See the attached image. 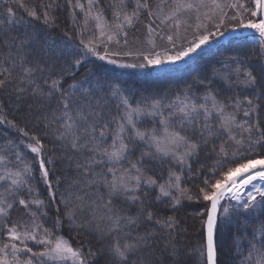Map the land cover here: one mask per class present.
Returning <instances> with one entry per match:
<instances>
[{
  "label": "snow or ice",
  "instance_id": "1",
  "mask_svg": "<svg viewBox=\"0 0 264 264\" xmlns=\"http://www.w3.org/2000/svg\"><path fill=\"white\" fill-rule=\"evenodd\" d=\"M2 2L6 22L14 24L17 17L12 5L20 3V0ZM68 3L71 4L72 0ZM252 3L253 7H249L245 0H171V11L164 12L159 4L158 11H153L149 0H119L118 5H112L113 23L110 24L102 10L93 11L98 8L99 0H88L87 11L85 5L76 0L74 7L85 12L83 27L74 34L65 33L63 48L56 42L40 46L38 38L29 33L0 40L9 49L4 58L9 67H0V89L12 83L18 68L19 75L15 78L19 82L14 86L17 100L28 102L31 97L40 102L41 108L50 107L55 101L56 108L50 115L43 114V119L46 127L54 123L58 125L55 138L61 142L60 147L65 154L72 153V156H67L69 166H74L80 179L72 180L69 187L81 184V190L94 188L96 195L95 199L86 201L78 193H69L66 197L59 192L61 177L56 175L55 161L41 137L12 124L22 137L27 138L25 148L30 153V159L19 150V144L11 149L14 159L0 155V168L3 169L0 174V219L5 221L0 225V237H6V242L0 243V264H184L182 256L193 254L198 258L197 264H220L222 226L237 215H255L257 209L264 212V120L257 113L258 108L264 112V104L255 103L257 98L264 101V93L256 96L258 85L253 71L237 57L230 58L231 63L222 62L224 69L230 70H218L214 77L228 89L236 85L252 89V93L243 98L236 95L218 98L209 83L202 101L194 99L186 91L171 101L153 97L130 102L129 96L119 88H110L105 92L103 84H98L95 89L85 87V81L76 77L82 66L91 63L90 57L125 69L156 68L184 61L198 55L209 44V36H225L221 29L227 20L237 22L231 26V32L258 34L256 46L264 51V0H252ZM20 6L24 7L22 3ZM55 7L58 4L52 0V3L43 6L44 10L39 15L34 9L25 10L30 17L42 19L45 27L52 28L56 26V17L50 9ZM204 9L208 11H202ZM226 9L232 10L233 14L229 16ZM143 14L153 18L145 25V42L151 49L156 47L153 34L175 47L176 41L182 38V26L194 27L200 32L202 28L206 29L202 17L217 18L218 22L215 32H200L197 38L181 46L173 55L167 54V51L149 50L145 54V50L141 49L135 52L110 50L109 45L121 44L118 37H123L124 46H127L126 29L134 27ZM245 15L249 18L245 19ZM251 17L259 19L254 21ZM89 18L96 22L94 28L98 32L89 31ZM157 19L159 25L156 24ZM161 25L172 31L161 35ZM74 38L78 39V44L73 48L68 41ZM34 49H38L37 56L29 59ZM124 56L135 57V60L118 63L114 58ZM67 78L71 82H67ZM109 94L118 98L117 107L124 109L118 121H110L105 115ZM28 106L33 107L32 102H28ZM141 116L160 117L157 123L162 128L141 131L135 119ZM113 122L115 131L110 133ZM129 130L149 147L135 162L129 160L130 145L135 146L126 135ZM202 153H208L214 162L203 166L202 175L199 171L195 173L199 176L195 192L181 186V172L174 171L172 167L167 170V178L157 177L155 173L150 175L145 170L144 157H147L149 160H166L170 164L174 162L181 166V171L186 169L191 177L194 170L189 161ZM73 157L78 158L73 160ZM125 161H128L127 165ZM36 172L46 185L47 204L38 198V190L32 187ZM237 173L244 175L241 179H233ZM101 188L106 191L101 193ZM153 189L157 191L154 201L159 202L161 208L179 210L184 201L202 204V208L196 210L201 231L197 247L182 254L171 231L179 230L176 217L161 216L158 211L145 207L141 196H146ZM25 190L35 193L34 198H23L21 194ZM73 195L75 200L70 198ZM121 197L129 203L139 204L140 213L137 216L121 214L114 203ZM60 204L65 206L67 226L77 235L81 234V230L95 232L98 246L94 248L91 244H82L74 247L60 233L59 230L64 227V221L59 218ZM16 206L23 207L30 222L23 217L16 222L9 219ZM49 206H55L58 214L53 225L57 229L55 232L37 221L39 215L47 216L43 209ZM85 208L89 209L90 218L77 214L76 209L83 213ZM143 221L154 222L161 230H169L170 239L155 259L149 257L156 253L153 246L160 243L155 239L157 233L148 229L139 232L131 227H138ZM258 231L261 237L259 246L250 245L251 251L246 257L249 264H264V225ZM253 236L255 238V233ZM36 245L43 246L42 250L34 251Z\"/></svg>",
  "mask_w": 264,
  "mask_h": 264
},
{
  "label": "trees",
  "instance_id": "2",
  "mask_svg": "<svg viewBox=\"0 0 264 264\" xmlns=\"http://www.w3.org/2000/svg\"><path fill=\"white\" fill-rule=\"evenodd\" d=\"M221 2H227V0H221ZM249 7H253L252 0H245ZM24 7H21L20 4ZM52 3V0H20V3L12 5L15 16L17 17L14 24L8 23L5 20L6 13L4 11L5 5L0 0V40H6L13 36L22 35L24 33L32 34L37 37L40 46H45L56 42L61 48L64 47L66 37L65 33L74 34L81 27H83L85 12H82L80 8L74 7L76 0H72L69 4L68 0H56L58 7L50 9V12L56 17V26L52 28L45 27L41 20H37L28 15V10H35L38 15L42 13L43 6ZM80 3L85 5V11H87L88 0H80ZM113 4H119V0H99L98 8H94L93 11L102 10L105 18L111 24L113 23ZM149 4L153 11H158L157 5L163 7L164 12L171 11V0H149ZM131 10V6L128 9ZM202 11H208L204 9ZM230 15L231 10H227ZM73 14L75 18H73ZM248 15H245V19H248ZM253 17H251L252 19ZM153 18L147 17L146 14L140 16L139 20L135 23L134 27L126 29L128 31V44L124 46L123 37H118L121 40L120 45L115 43L109 45V49H119L120 51L136 49L145 50L147 54L148 44L145 42L147 29L146 24L151 23ZM208 20L210 23L217 20L204 19L202 17L203 24ZM254 20V19H253ZM95 21L91 18L88 19L89 31H97ZM194 23V22H190ZM156 24L159 25V20H156ZM156 25H154L155 27ZM163 31L165 27L161 25ZM167 28V27H166ZM159 30V29H158ZM161 32V35L163 34ZM88 33L86 32V35ZM156 44L162 43L164 40L160 39L159 36L153 34ZM185 35L180 39L182 40ZM69 44L74 48L78 44V39L68 41ZM257 44L249 41L248 39L242 38L240 35L227 43L218 44L216 48L211 51L201 54L196 59L190 61L189 64L184 66L170 67L159 71H152L144 68L136 69H125L119 68L113 65H108L105 62L96 60L94 57H90L91 63L86 67L82 66L80 71L77 73V79L85 81V87H91L95 89L98 84L104 85V91L107 92L110 88H119L124 95H128L130 102L140 101L144 98L149 100L153 97L162 98L166 101L175 100L177 96H182L186 91L194 99L202 101L206 88L209 83L211 88L215 89V94L218 98H230L233 95L238 97H245L250 95L252 89H243L242 87L234 85L232 89H228L221 81L214 77L216 71H228L230 69H224L222 62L228 61L231 63L232 57H237L248 65V68L253 71V74L257 77V88L255 90L256 96L260 93H264V51H262ZM71 48L69 51L71 52ZM9 49L0 43V67H9V64L4 62V58L7 56ZM14 51V50H13ZM38 49H34L33 53L30 54L29 59L37 56ZM118 63L121 62H133L135 57H114ZM95 73V75H94ZM19 75V69L17 68L14 72V78L11 84L0 89V155H4L9 159H14L12 156V147L16 144L20 145L19 150L25 155L26 158L30 159V153L25 148V144L28 143L27 138L21 136L11 125L16 124L18 127H23L26 130H30L31 133L39 135L42 141L46 145L47 151L52 154L55 161L56 175L61 177V186L59 192L67 197L69 193H78L85 197L86 201H90L96 198L94 188L83 189L81 184L69 187L71 181L74 179H80L77 176L76 169L74 166H69L67 156H72L69 151L65 154V150L60 147V141L56 140V128L57 124H52L48 127L45 126L46 121L43 119V114H51V111L56 108L55 101L52 102L50 107H39V101L28 98V102H32L33 107L29 108L28 102L17 100V91L15 90V84L19 81L15 77ZM204 80L205 83L201 84L199 81ZM67 82H71L70 78H67ZM67 86V84L65 85ZM104 94V93H101ZM257 104H264V101H260L258 98L255 100ZM118 98H112L109 94V103L105 107V115L110 121H118L119 117L124 114L122 106L117 107ZM135 106V104L133 105ZM167 111V109H165ZM257 113L260 115V119L264 120V112L257 109ZM242 117H238L241 119ZM137 127L141 131L151 130L156 128L157 130L162 128V125L158 124L157 121L160 117L152 116H141L136 117ZM255 119V114L253 116ZM115 131V122L111 123L109 132ZM126 135L131 138L130 145L131 154L129 160L135 162L141 158V152L148 151V145L136 139L134 133L130 130L126 132ZM110 142V140H109ZM259 151V149H257ZM64 158H61V156ZM78 157H73V160ZM145 170L148 174L155 173L157 177L167 178L168 168L172 167L174 171H180L182 176L181 186L190 188L195 192L198 188L199 176L195 173L199 171L203 174L202 168L208 164L214 162L208 153H202L199 157L192 158L189 162L192 165L194 174L189 177L187 170L181 171V166L175 165V163H169L166 160L160 159L149 160L144 157ZM127 165L128 161L124 162ZM35 168L36 165L33 164ZM3 173V169L0 168V174ZM36 181L32 184L33 189L38 190L39 199L48 203V191L46 185L39 179V172L35 173ZM51 175V174H50ZM160 182H163L162 180ZM2 190V187H0ZM106 190L101 188L100 192L103 193ZM86 193H88L86 195ZM22 197L25 199H32L35 193H29L28 191L22 192ZM157 195L155 189L148 192L146 196H141V199L145 201V207L150 208L154 212H159L161 216L174 215L179 221L177 228L179 230H171L175 236V243L180 248L182 254L187 249L195 248L200 243V217L196 215V210L202 208V204L194 201H184L179 207V210H173L171 208H161L159 202L154 201V196ZM75 200V195L70 197ZM116 208L123 215L137 216L140 213V205L132 204L125 201L122 197L119 200L114 201ZM60 213L59 218L64 221V227L60 229V233L73 244L74 247L81 246L82 244H91L94 248L98 246V235L95 232L88 233L85 230H81V234L77 235L75 231L67 226V221L64 217L65 206L59 205ZM35 210V208H33ZM47 212V216L39 215L37 221L42 223L45 228L52 229L54 232L57 231L53 227L54 222L57 218V212L55 206H49L43 209ZM77 214L82 218H90L89 209L85 208L84 212L81 213L80 209H76ZM23 217L25 220H29L25 210L22 206L14 207V210L10 213L9 219L12 222H16ZM143 220V218L141 217ZM4 220L0 219V225L4 224ZM30 222V220H29ZM264 225V212L257 209L255 215L244 213L237 215L231 220L230 223L222 226L220 234L221 244V255L219 256L220 264H249L246 257L249 256L251 251V244L259 246L258 241L260 240V232L258 231L261 226ZM136 231L143 232L145 229L154 230L157 235L155 239L160 243L154 245L156 253L149 257V259H155L159 256L165 247V242L170 239L167 232L169 230H161L159 225L154 222L143 221L137 227L136 225L131 226ZM255 233V238L253 234ZM135 234V233H133ZM6 242V237H0V243ZM43 246L36 245L35 250H42ZM184 264H197V256L195 254L188 256H182Z\"/></svg>",
  "mask_w": 264,
  "mask_h": 264
},
{
  "label": "rangeland",
  "instance_id": "3",
  "mask_svg": "<svg viewBox=\"0 0 264 264\" xmlns=\"http://www.w3.org/2000/svg\"><path fill=\"white\" fill-rule=\"evenodd\" d=\"M232 14H233V11L231 10L229 16H231ZM252 19H254V21H255V20H258L259 17H253ZM190 22H193V21H190ZM217 22H218V20L210 23L208 20H206V22L204 23V25H206V29L202 28L200 30V32H203L204 34H207V32H209V31L215 32L216 31L215 24ZM236 23H237L236 21H231V20L225 21V26L221 29V31H224L226 33V35L223 37L218 36V35L209 36V44L204 46L203 50L200 51L198 55H193L191 58H186L184 61H180L176 64H166V65H163L161 67H156V68L147 67V68H144V70L148 69V70H152V71L156 72V71L166 69V68H170V67L184 66L185 64H189L190 61L199 57L201 54L213 50L214 48H216L218 46V44L227 43L228 41L235 39L237 37V35H240L242 38L248 39L249 41H252V42L257 44L258 34L254 33V32H248V31L231 32L230 31L231 26L236 24ZM164 27H165V29H164L162 35L172 31L167 26H164ZM180 31H181L182 37L184 35H185V37L182 40L178 39L176 41L175 47H173L172 45H169L167 43V41L164 40L162 43L156 44L155 49H151L150 45L146 46V48H147L146 51L151 50V51L160 52V53H164L165 51H167V54L173 55L176 51L180 50L181 46H186L189 43V41L194 40L200 34V32H197V30L194 27L185 28V26H182ZM250 37H255V39H252Z\"/></svg>",
  "mask_w": 264,
  "mask_h": 264
},
{
  "label": "water",
  "instance_id": "4",
  "mask_svg": "<svg viewBox=\"0 0 264 264\" xmlns=\"http://www.w3.org/2000/svg\"><path fill=\"white\" fill-rule=\"evenodd\" d=\"M244 174H241V173H237V174H235L234 176H233V179H241L242 178V176H243Z\"/></svg>",
  "mask_w": 264,
  "mask_h": 264
}]
</instances>
